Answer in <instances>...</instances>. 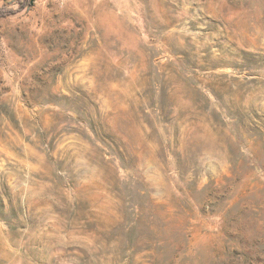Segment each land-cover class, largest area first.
I'll return each instance as SVG.
<instances>
[{
	"label": "rangeland",
	"instance_id": "obj_1",
	"mask_svg": "<svg viewBox=\"0 0 264 264\" xmlns=\"http://www.w3.org/2000/svg\"><path fill=\"white\" fill-rule=\"evenodd\" d=\"M0 264H264V0H0Z\"/></svg>",
	"mask_w": 264,
	"mask_h": 264
}]
</instances>
